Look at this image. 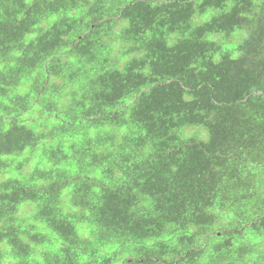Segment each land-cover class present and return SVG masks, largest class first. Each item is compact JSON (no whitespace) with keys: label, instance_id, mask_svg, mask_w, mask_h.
Segmentation results:
<instances>
[{"label":"trees","instance_id":"trees-1","mask_svg":"<svg viewBox=\"0 0 264 264\" xmlns=\"http://www.w3.org/2000/svg\"><path fill=\"white\" fill-rule=\"evenodd\" d=\"M0 264H264V0H0Z\"/></svg>","mask_w":264,"mask_h":264}]
</instances>
